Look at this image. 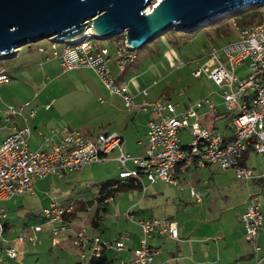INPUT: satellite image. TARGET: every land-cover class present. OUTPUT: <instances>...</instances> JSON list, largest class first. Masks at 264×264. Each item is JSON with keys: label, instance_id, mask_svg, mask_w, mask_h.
Returning a JSON list of instances; mask_svg holds the SVG:
<instances>
[{"label": "rangeland", "instance_id": "374dc122", "mask_svg": "<svg viewBox=\"0 0 264 264\" xmlns=\"http://www.w3.org/2000/svg\"><path fill=\"white\" fill-rule=\"evenodd\" d=\"M254 7L262 11L263 19L258 23L264 24V3L248 4L216 16L191 32L168 29L134 49V61L121 73L110 62L112 75H122V81L131 95H134L136 106L128 110L123 108L119 97L104 90L87 69L60 71L58 61L50 55L49 39L43 38L19 46L15 55L0 58V68L9 75L7 82L0 83V135L11 126L28 127L31 131L29 142L32 144L35 141L36 144L39 142L45 146L36 132L48 135L49 129L53 127L59 130L65 128L86 131L92 135L113 130L123 136L124 151L136 153L141 147L135 141L143 142L148 116V112L138 107L142 102L165 98L177 104V112H182L190 104L206 96L213 103L221 101L216 96L218 88L213 82L204 76L195 78L191 71L197 67L196 60L203 62L210 45H217L219 41L224 42L233 37L230 22ZM123 35L120 33L93 41L98 46L107 47L113 54L112 40L121 41ZM39 46L47 49L49 59L45 60L44 55L36 51ZM55 46L59 51L63 45L55 43ZM241 67L235 69L236 74H246V67ZM142 90L147 92L146 96L140 94ZM98 98L103 101L100 102ZM25 101H29V106L21 111V115L10 116L6 121L7 105L18 110ZM29 110L34 111L32 117L27 116ZM222 112V107L218 108V113ZM226 115L228 121L230 114ZM23 117H26L25 121ZM225 119L226 117L216 121L219 130L224 127L229 130L228 124H223ZM178 135L182 144L189 142L187 131L181 130ZM118 170V164L106 161L59 176L48 175L35 179L30 192L0 201V214L5 215L0 221L8 224L11 234L28 233L31 226L41 225L34 245L27 241L11 243L16 249L14 258H8L5 251L0 249V264H73L76 246L72 239L64 242L62 235L71 232L74 227L90 229L89 221L95 218L97 210L101 217L97 218L100 226L96 232L106 236V233L113 231L112 226L115 224L112 215L115 200L123 194H130L132 202L137 200L139 207L149 205L151 209L145 210V214L162 216L174 214L179 209L178 196L181 194L174 191L173 186L163 182L147 186L142 194L138 188L113 193V204L97 202L100 184L117 178ZM183 179L190 182L188 185H194L202 195L200 202L190 204L193 214L184 213L187 219L206 218L211 225L217 226L223 224L224 217H229L234 208L242 203L246 205L251 199L249 186L245 185L251 180L235 175L232 169L222 170L215 164L202 167L191 165L177 173L178 185ZM52 201L61 205L66 213L64 219L68 226L66 231L57 236L51 235L40 213ZM175 219L179 220V216L176 215Z\"/></svg>", "mask_w": 264, "mask_h": 264}, {"label": "built area", "instance_id": "2783aa9c", "mask_svg": "<svg viewBox=\"0 0 264 264\" xmlns=\"http://www.w3.org/2000/svg\"><path fill=\"white\" fill-rule=\"evenodd\" d=\"M155 2L150 3L145 12ZM230 26L235 33L234 39L210 45L203 62L196 60L197 67L191 71L193 77L204 76L218 88L222 109L230 114V136L225 137L216 129V104L208 96L190 104L182 112H177V104L165 98L139 104L138 107L151 112L153 116L146 121L144 151L138 156L123 151L122 137L115 131L89 136L78 130L62 129L61 136L55 141L53 138L60 131L53 127L48 135L38 133L43 142H50L49 148L39 146L32 149L27 143L29 128H13L0 140V201L30 192L35 179L102 163L112 150L116 151L115 161L120 168L118 178L134 179L142 193L147 185L157 182L176 185L172 174L176 165L186 168L215 164L222 170L232 169L235 175L247 180L257 179L264 185V172L254 176L249 168L240 163L242 153L249 148L264 154V24L240 26L232 20ZM89 30L90 27H84L80 33L61 40L46 38L51 41L50 55L58 61L62 72L78 68L89 70L104 90L119 97L124 109H131L136 106L134 95H131L120 75H112L109 63H113L120 73L123 72L134 61V50L127 46L123 35L121 41L112 40L114 53L111 54L107 47L94 43L95 38ZM55 43L63 45L59 51ZM36 51L43 54L45 60L50 58L44 47H36ZM16 52L17 48L6 55H15ZM241 66L246 67V74H236L235 69ZM8 80L9 75L0 68V83ZM140 94L146 96L147 92L142 90ZM28 106L29 101H25L18 110L7 105L5 120L13 115H21V111ZM33 114L34 111L29 110L27 116L32 117ZM181 130L189 134L188 143H181L178 135ZM128 162L133 168L126 166ZM189 189L194 200L199 201L200 194L195 187L189 184ZM40 213L52 236L68 228L61 205L49 202ZM123 215L126 220H132L130 210ZM3 217L1 213L0 218ZM240 220L244 225L245 239L253 241L264 225L260 203L253 201L247 205L240 213ZM136 224L139 230L138 245L132 250L130 260L119 261L118 264H152L158 248L150 246L148 239L155 232L177 239L176 224L170 219L149 217L137 220ZM39 231L41 225H33L28 233L17 234L13 243L27 241L33 245ZM2 232L0 222V241H3ZM127 240L128 235L110 240L98 235L90 236L83 229H77L73 239L79 252L76 264H90L92 259L103 256L105 251H121ZM254 249L258 251L259 246H254ZM5 253L8 258H14L16 249L8 246Z\"/></svg>", "mask_w": 264, "mask_h": 264}, {"label": "crops", "instance_id": "0c3cea01", "mask_svg": "<svg viewBox=\"0 0 264 264\" xmlns=\"http://www.w3.org/2000/svg\"><path fill=\"white\" fill-rule=\"evenodd\" d=\"M241 68L245 69V67H241ZM119 77L122 80V75H120ZM216 96L219 98L218 95ZM216 96L214 97L217 98ZM215 104H216V114L214 118V123H215L216 129L223 136L228 137L231 134V130L229 126H228L229 130H226L225 127L223 130H219L216 124V121L218 119L225 118V117L226 119L223 124L224 125L228 124L227 115L224 112L218 113V108L222 107L220 104V101H217ZM152 116L153 114L151 112H148L147 119L151 118ZM13 128H18V127L11 126L10 128L6 129L3 132V134L0 135V140L7 133H10ZM59 131H60L59 134H57L53 138L55 141L61 136L62 130H59ZM145 131H146V125H145ZM145 131H144L143 142L140 140L135 141V143L141 148L138 149L139 151L137 150L136 153L131 154V155L138 156V155L143 154L144 143H145ZM103 132H106V131H103ZM38 133L39 132H36V136L40 137ZM30 134H31V131H30ZM84 134L89 135V136L95 135V134L92 135L90 133H84ZM118 134L122 137V149L124 151L125 140L120 133ZM29 140H30V135L27 139V143L29 147L32 149H36L42 145L39 142L36 144L35 141H33L31 144ZM43 145L42 147L49 148L50 142L46 141L45 146ZM107 156H108V159L105 160L104 162L112 161L117 164V162L115 161V156H116L115 150L110 151ZM240 163L242 166L249 168L252 171V173L255 175H258L264 172V154L257 153L250 148L247 149L244 153H242L241 158H240ZM126 166L128 168H133V165L129 162L126 164ZM184 168L185 167H180L176 165L172 169V174L174 175L176 179V185H170L174 187V191L181 194L178 196L179 197L178 202H180L179 212H178L179 210L178 209L174 211V214H166L162 216H154L153 214H145L146 213V212L144 213L145 210L149 211V209H151L149 205H143L139 207L138 206L139 203L137 200L132 202L131 200L132 198L130 194L129 195L123 194L117 200H115L114 206L111 205L113 206L112 215L115 218V224L112 226L113 231L111 230V232L106 233V236L101 235L96 232L99 229L100 223L98 222V224L92 225L90 223L91 220L89 221L90 229L84 228L83 226H81L80 228L83 229L90 236L98 235L100 237H104L110 240H114L120 235H128V240L125 241L123 250L118 251V252L111 251V250L104 252L103 256L107 260L110 261V264H118L119 261H127L132 258V250L138 245V238H139V230H138L136 221L139 219H145L149 217L166 218V219H170L174 221L177 227V232H178L177 239H171V238L159 235L156 232L150 236V238L148 239V244L152 247L158 248V253L153 256L152 264H256L257 261H259V264H264V225L258 231L255 239L253 241H248L244 237V225H242V222L240 220L241 211L244 210L246 206L251 204L253 201H258L260 203L261 210L264 214V185L257 179H249L251 181L245 184L246 186H249V191H250V196H251V199L249 200V202L246 205L245 203H242L241 205H238L236 208H234V210H232V212L230 213L229 217H224L223 224L213 226L209 223V220L206 218H200V219H195L193 217H188L189 219L186 218L185 214L186 215L193 214V212L190 210L191 209L190 204L200 202L202 195L200 191L197 190L200 194V200L195 201L189 189L188 183L190 182H188V180L183 179L181 181V184L180 183L179 185L177 184V173L182 171ZM51 175H54V174H51ZM117 178H118V175H117ZM117 178H114V179H117ZM154 184H149L147 186L154 185ZM145 191L146 189L143 191V193H145ZM113 199H114L113 196H111L103 200L101 203L105 204V203L111 202L113 204ZM4 201H7V200H4ZM127 210H130L131 212V216H132L131 221H128L124 218L123 213ZM176 215L179 216V220L175 219ZM4 218H5V215L1 219H4ZM0 222L1 224L4 223L6 225V228H4V231L2 232L3 241H0V244H1L0 249H3L5 251L6 247L11 246V243H13V239L16 235L11 234L8 231L7 223L2 222V221ZM74 229L77 230V228L74 227L71 232L62 235L64 236L63 237L64 242H66V240L74 239L73 238ZM256 245L259 246L258 251L254 249V246ZM78 253H79L78 248L76 247L75 259H74L73 264H76L78 262Z\"/></svg>", "mask_w": 264, "mask_h": 264}, {"label": "water", "instance_id": "95a60500", "mask_svg": "<svg viewBox=\"0 0 264 264\" xmlns=\"http://www.w3.org/2000/svg\"><path fill=\"white\" fill-rule=\"evenodd\" d=\"M0 0V58L43 38L61 40L94 30L103 39L123 33L136 49L170 28L193 31L208 20L264 0ZM3 58V57H2Z\"/></svg>", "mask_w": 264, "mask_h": 264}, {"label": "trees", "instance_id": "16d2710c", "mask_svg": "<svg viewBox=\"0 0 264 264\" xmlns=\"http://www.w3.org/2000/svg\"><path fill=\"white\" fill-rule=\"evenodd\" d=\"M262 19H263L262 11L258 7H254L250 11H248L246 13H242L241 15H239L235 21L240 26H245V25H249V24H254L255 22L258 23ZM170 30H173V29H170ZM186 32H191V31H186ZM224 32H226V31H224ZM225 35H227V34L225 33ZM234 37H235V33L233 32V37L227 38L224 42H221L222 41L221 40V41H219L220 42L219 44L230 41V40L234 39ZM215 44H212V45H215ZM219 44H217V45H219ZM84 133H88V132L84 131ZM132 188H139L140 189L139 184L132 178H125L123 180H120L119 178L109 179V180H106L100 184L96 200H97V202L100 203L103 200H105L106 198L111 197L113 193L124 191V190H129ZM102 210H104V208H102ZM100 217L101 216L98 215L97 210H96L95 218L93 220H91V224L92 225L98 224L97 218H100ZM2 228H3V231H4V228H6V225L4 223H2ZM90 264H110V261L107 260L104 256H101L99 258L92 259L90 261Z\"/></svg>", "mask_w": 264, "mask_h": 264}, {"label": "bare ground", "instance_id": "6f19581e", "mask_svg": "<svg viewBox=\"0 0 264 264\" xmlns=\"http://www.w3.org/2000/svg\"><path fill=\"white\" fill-rule=\"evenodd\" d=\"M145 11H146V9H145ZM91 33H93V34H95L94 33V30L90 27V30H89ZM12 51V50H11Z\"/></svg>", "mask_w": 264, "mask_h": 264}]
</instances>
